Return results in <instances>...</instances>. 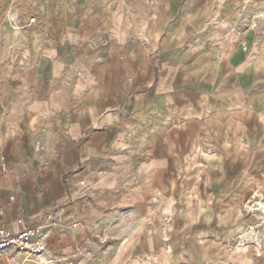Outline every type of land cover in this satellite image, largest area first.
Segmentation results:
<instances>
[{"label": "crops", "instance_id": "obj_1", "mask_svg": "<svg viewBox=\"0 0 264 264\" xmlns=\"http://www.w3.org/2000/svg\"><path fill=\"white\" fill-rule=\"evenodd\" d=\"M86 192L194 231L169 264H264V0H0V230L55 252Z\"/></svg>", "mask_w": 264, "mask_h": 264}, {"label": "rangeland", "instance_id": "obj_2", "mask_svg": "<svg viewBox=\"0 0 264 264\" xmlns=\"http://www.w3.org/2000/svg\"><path fill=\"white\" fill-rule=\"evenodd\" d=\"M202 200L209 202L204 197ZM76 201L78 205L64 217L55 252L50 248L42 257L32 258L36 260L32 264H169L166 255L170 249L171 254H176L185 249V243L192 249L193 240L188 238L194 231H184L177 226L169 231L144 230L147 216L140 205L124 208L100 205L90 192ZM252 205H246V211L253 221L233 243V247L241 251L264 248L240 238L258 222L249 211ZM44 231L50 241L52 232Z\"/></svg>", "mask_w": 264, "mask_h": 264}, {"label": "built area", "instance_id": "obj_3", "mask_svg": "<svg viewBox=\"0 0 264 264\" xmlns=\"http://www.w3.org/2000/svg\"><path fill=\"white\" fill-rule=\"evenodd\" d=\"M20 0H14L18 2ZM31 22H36L35 18ZM81 186L86 183L82 181ZM256 204L250 207L249 210L258 222L252 226L240 238L249 243H255L257 246L264 245V203ZM44 223L26 227L17 233H13L7 229L0 230V255L2 254H22L29 258L42 257L49 250V236L44 231Z\"/></svg>", "mask_w": 264, "mask_h": 264}]
</instances>
